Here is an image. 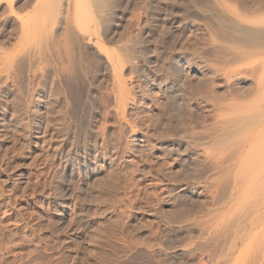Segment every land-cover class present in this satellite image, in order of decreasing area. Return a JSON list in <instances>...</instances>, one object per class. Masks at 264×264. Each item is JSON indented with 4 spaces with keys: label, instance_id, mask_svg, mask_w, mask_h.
<instances>
[{
    "label": "rangeland",
    "instance_id": "1",
    "mask_svg": "<svg viewBox=\"0 0 264 264\" xmlns=\"http://www.w3.org/2000/svg\"><path fill=\"white\" fill-rule=\"evenodd\" d=\"M0 2V264H225L206 229L239 213L264 131V32L227 15L264 0H109L117 76L58 24L22 31L33 0Z\"/></svg>",
    "mask_w": 264,
    "mask_h": 264
},
{
    "label": "bare ground",
    "instance_id": "2",
    "mask_svg": "<svg viewBox=\"0 0 264 264\" xmlns=\"http://www.w3.org/2000/svg\"><path fill=\"white\" fill-rule=\"evenodd\" d=\"M0 1L2 3L4 1L7 6L6 0ZM130 1L113 0V3L111 0L112 6H115L118 12H122ZM108 2L109 0H33V14L27 22L26 20L21 22L22 31L27 34L38 32L39 36L42 37L40 33L42 30L44 31L42 33H45L51 26L58 24L56 27L63 34L64 41L67 44V53H72L77 46L78 48L90 49L100 54L104 58L105 65L110 68L113 75L117 76L118 65L104 50V47H101L97 42L100 23H103L105 18L107 19L108 16H111V14L108 15L111 13L110 8L108 9L110 5H108ZM202 14H204L203 11ZM9 15L18 20L21 19L18 15L13 14L12 11H10ZM227 19L228 23L234 28L241 25L244 29L248 28L251 31L264 32V20H242L243 18H239L237 14H228ZM105 21L106 23L108 22L107 20ZM221 27L228 30L226 23ZM257 133L259 134L255 135ZM257 133L253 135L255 140L252 144H248L249 150L254 153L244 154V157L247 155L245 158L243 157L245 165L241 171L240 183H236V188H239V190L244 188L243 194L246 196L245 199L240 200L241 206L236 210L239 213L234 214L231 219L221 218L216 220L206 229L208 236H215L217 239L221 238L226 241L221 253L217 256L216 260L218 263L245 264V262L243 263L244 255L246 254L247 256L248 250H250V254L253 253L255 256L254 264H264V178H261L264 175L261 170L264 167V137H260L264 135V131L261 129ZM255 142L258 144L256 148L254 147ZM251 162L256 164V168L248 172L247 168L251 165ZM85 167L87 166L85 165ZM85 167L82 170L85 182L89 184L94 180L92 168L87 169ZM256 173H260L261 177L255 176ZM86 187L88 189L90 185ZM235 194L233 193L229 197L230 201L235 199ZM184 225L186 224L182 223L175 228L183 230ZM185 251L186 247L175 246V249L173 248V251L167 253V256L181 255Z\"/></svg>",
    "mask_w": 264,
    "mask_h": 264
}]
</instances>
